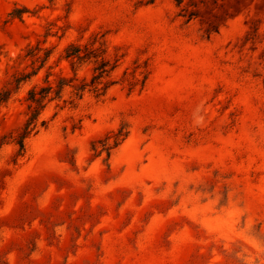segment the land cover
Wrapping results in <instances>:
<instances>
[{"label": "rangeland", "instance_id": "obj_1", "mask_svg": "<svg viewBox=\"0 0 264 264\" xmlns=\"http://www.w3.org/2000/svg\"><path fill=\"white\" fill-rule=\"evenodd\" d=\"M70 45L115 66L103 97ZM29 47L52 53L0 105V264H264V0H0V91Z\"/></svg>", "mask_w": 264, "mask_h": 264}, {"label": "trees", "instance_id": "obj_2", "mask_svg": "<svg viewBox=\"0 0 264 264\" xmlns=\"http://www.w3.org/2000/svg\"><path fill=\"white\" fill-rule=\"evenodd\" d=\"M54 1V0H50ZM28 10L26 8L23 9H14L10 16L13 19H22L23 15L27 13ZM43 51L42 48H26L23 54L19 56V62L22 63H29L26 66V69H30V72H23L19 74V76L13 77V80L9 81L4 88L0 91V105L7 103L12 96L17 93L22 85L27 84L32 81L46 66L50 56L51 50L48 51L46 56H41V52ZM65 59L69 60L71 63V67L77 75L78 71L85 65L92 64L94 66V77L90 84H83L80 91L81 96L87 89L89 92L92 91L98 97H103L108 89V86L103 82L112 71H114L115 66H110V62L107 61L104 57L105 52L92 50L88 51L87 47L82 48L81 46L70 45L66 49ZM52 74L48 73L46 83L47 86L39 87L34 86L32 89L28 91L26 101L28 103V112H27V119L24 123L21 132L17 137L16 144L20 148V152L23 153L25 150V142L27 139L36 136L41 129L45 128L47 122L42 119V115L47 109L48 105L55 100V90L52 84L49 82V78ZM65 79L61 78L58 83V90L56 91L57 97H61V91L64 89L65 86ZM126 134L122 131L117 134L115 137V146H117L122 138H125ZM103 147L102 152L106 151L109 154L111 147L109 144H105ZM96 151V148H94ZM101 152V153H102Z\"/></svg>", "mask_w": 264, "mask_h": 264}]
</instances>
